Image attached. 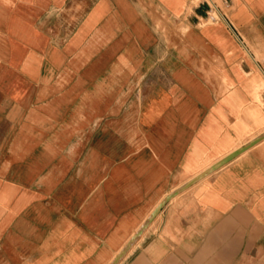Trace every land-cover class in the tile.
<instances>
[{
	"label": "crops",
	"instance_id": "0c3cea01",
	"mask_svg": "<svg viewBox=\"0 0 264 264\" xmlns=\"http://www.w3.org/2000/svg\"><path fill=\"white\" fill-rule=\"evenodd\" d=\"M193 2L0 0V264H111L264 132V0ZM115 264H264V138Z\"/></svg>",
	"mask_w": 264,
	"mask_h": 264
},
{
	"label": "water",
	"instance_id": "95a60500",
	"mask_svg": "<svg viewBox=\"0 0 264 264\" xmlns=\"http://www.w3.org/2000/svg\"><path fill=\"white\" fill-rule=\"evenodd\" d=\"M207 7H208L207 4H203L201 6V8H200V12L202 14H205V11L204 10ZM263 138H264V132L262 134L256 136L255 138L251 139L245 145H242V146L238 147L237 149L233 150L232 152L228 153L227 155H225L224 157H222L221 159H219L217 162L213 163L211 166H209L208 168H206L205 170L201 171L200 173H198L197 175H195L193 178H191L190 180H188L186 183H184V185L180 186L175 191H173L172 193H170L169 195H167L158 204V206L154 209V211L152 212L151 216L146 220V222L143 224V226L133 235V237L129 240V242L127 243V245L117 254V256L115 257V259L112 261L111 264H115L124 255V253L127 251V249L132 244V242L140 235V233H142V231L144 230V228L159 213V211L161 210V208L164 206V204L168 200H170L173 196L177 195L182 190L188 188L190 185L194 184L198 180L202 179L206 175H208L211 172L215 171L216 169L222 167L223 165H225L226 163H228L229 161H231L232 159H234L236 156L240 155L242 152H244L245 150H247L251 146H253L256 143H258L259 141H261Z\"/></svg>",
	"mask_w": 264,
	"mask_h": 264
},
{
	"label": "rangeland",
	"instance_id": "374dc122",
	"mask_svg": "<svg viewBox=\"0 0 264 264\" xmlns=\"http://www.w3.org/2000/svg\"><path fill=\"white\" fill-rule=\"evenodd\" d=\"M221 2V0H194L193 4L192 5H196L195 6V10L194 12L192 13V19L194 21H198V20H202L203 18H206L208 17L209 15V12L211 11V9L213 8V5L216 3V2ZM207 4L208 7L204 10L205 11V14L202 16V13L200 12V8L203 4ZM211 3V4H210ZM208 12H207V11ZM207 12V14H206ZM206 15V16H205Z\"/></svg>",
	"mask_w": 264,
	"mask_h": 264
},
{
	"label": "bare ground",
	"instance_id": "6f19581e",
	"mask_svg": "<svg viewBox=\"0 0 264 264\" xmlns=\"http://www.w3.org/2000/svg\"><path fill=\"white\" fill-rule=\"evenodd\" d=\"M202 4H203V3H202ZM210 4H211V3H210ZM206 11H207V10H206ZM207 12H208V11H207ZM207 12H206V14H207ZM203 15H204V14H202V16H203ZM205 16H206V15H205ZM255 135H256V134H255ZM248 141H249V140H248ZM242 145H243V144H242ZM221 156L224 157L223 154H222ZM218 158H219V157H218ZM205 169H206V168H205ZM203 170H204V169H203ZM203 170H201V171H203ZM201 171H199V172H201ZM199 172H198V173H199ZM198 173H196L195 175H197ZM176 188H177V187H176ZM176 188H175V189H176Z\"/></svg>",
	"mask_w": 264,
	"mask_h": 264
}]
</instances>
